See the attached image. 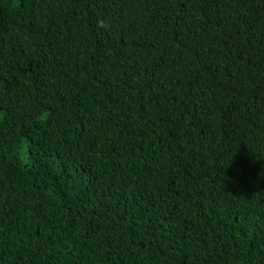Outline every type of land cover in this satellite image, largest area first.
<instances>
[{
  "label": "trees",
  "instance_id": "16d2710c",
  "mask_svg": "<svg viewBox=\"0 0 264 264\" xmlns=\"http://www.w3.org/2000/svg\"><path fill=\"white\" fill-rule=\"evenodd\" d=\"M0 264H264V0H0Z\"/></svg>",
  "mask_w": 264,
  "mask_h": 264
},
{
  "label": "clouds",
  "instance_id": "9594fccd",
  "mask_svg": "<svg viewBox=\"0 0 264 264\" xmlns=\"http://www.w3.org/2000/svg\"><path fill=\"white\" fill-rule=\"evenodd\" d=\"M98 24H100V26H104L103 22L102 21H98Z\"/></svg>",
  "mask_w": 264,
  "mask_h": 264
}]
</instances>
